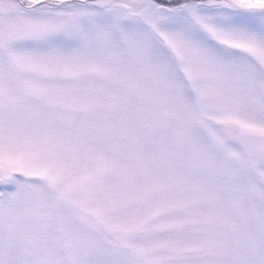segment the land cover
Masks as SVG:
<instances>
[{
	"label": "snow or ice",
	"instance_id": "6c2138e0",
	"mask_svg": "<svg viewBox=\"0 0 264 264\" xmlns=\"http://www.w3.org/2000/svg\"><path fill=\"white\" fill-rule=\"evenodd\" d=\"M0 264H264V0H0Z\"/></svg>",
	"mask_w": 264,
	"mask_h": 264
}]
</instances>
